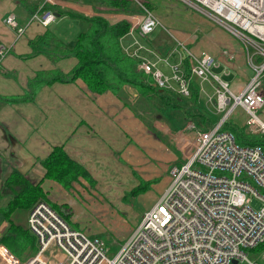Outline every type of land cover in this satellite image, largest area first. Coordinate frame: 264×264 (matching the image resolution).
<instances>
[{
    "label": "crops",
    "instance_id": "crops-1",
    "mask_svg": "<svg viewBox=\"0 0 264 264\" xmlns=\"http://www.w3.org/2000/svg\"><path fill=\"white\" fill-rule=\"evenodd\" d=\"M92 1L0 0V48L5 49V54L0 57V243L3 245L1 240L7 233L9 222L1 210L7 207L13 196L2 194V186L14 169L32 184L40 183L47 203L69 207L72 211L70 220L78 224L70 223L73 227L83 231L86 228L88 234L95 235L91 211L109 210L112 217L131 222L130 233L122 237L127 239L170 184V169L185 161L183 155L188 138L181 132L188 120L177 127L166 120L160 109L156 110L158 114L155 113L153 107H149L155 105L149 102L146 105L150 109L147 111L142 107L145 103L141 102L140 109L145 113H138L135 104L142 96L130 86L124 88L122 99L111 91L93 93L80 78L73 82L52 81L60 74L68 75L77 65V58L65 51L74 44L75 40L67 46L72 30L77 32L86 23L66 14L58 15V8L88 17L101 16L111 24L123 20L132 24V15L105 11ZM147 1L161 20L162 27L169 28L174 38L163 34L155 40L148 36L141 40L137 30H133V35L129 32L122 38L124 48L135 49L134 42L138 39L147 48L141 54L153 59L151 50L165 55L178 40L196 55L207 52L218 58L222 67L216 68V73H221L227 66L230 77H239V83L238 80L233 82L234 89L238 90L250 79L253 73L240 42L221 27L224 35L215 30L210 18L178 4L165 13L155 7V1ZM47 6H55L51 9L54 18L44 26L38 19L43 11L50 10L45 8ZM10 15L14 16L16 27L4 22ZM136 16L142 18L141 14ZM65 17L71 22L65 28L60 27ZM20 29L24 31L21 35L18 34ZM47 31L52 32V39L46 43H34ZM201 32L204 34L199 36ZM227 37L232 39L228 38V41ZM232 50H238L235 59H229L223 52ZM171 60L175 59L171 57ZM165 66L158 64L161 69ZM163 72H169L168 67ZM36 78L44 84L36 86ZM202 93L207 98L213 96L205 89L200 96ZM57 146H63L67 154L89 172L94 183L79 177L70 187H65L59 181L47 178L43 161ZM142 182L149 186L132 201L139 207L145 206L146 210L137 211L131 204L121 201ZM29 211L26 218L24 213L22 217L16 213L12 217L17 224L28 228ZM109 217L107 219L111 220Z\"/></svg>",
    "mask_w": 264,
    "mask_h": 264
},
{
    "label": "built area",
    "instance_id": "built-area-1",
    "mask_svg": "<svg viewBox=\"0 0 264 264\" xmlns=\"http://www.w3.org/2000/svg\"><path fill=\"white\" fill-rule=\"evenodd\" d=\"M182 1L243 44L253 75L241 90L233 91L224 79L230 75L227 66L221 73L215 72L222 62L207 52L190 55L191 75L187 77L178 50L172 52L178 54L179 61L170 64L171 76L157 67L166 59L155 54L156 61H152L138 51L124 50L140 59L139 69L151 75L159 88L182 97L190 95L193 77L203 81L211 77L222 87L216 89L218 110L226 111L222 122L205 131L187 123L181 132L188 138L184 163L170 169V184L113 257L108 256L104 240L73 227L49 203L38 201L27 219L37 252L23 261L0 243V264H259L249 259L245 250L264 245V194L260 193L264 189V150L238 144L221 126L238 106L247 116L249 129L264 133L258 115L264 107V0ZM141 16L132 15L131 35L137 28L145 36L163 26L148 9ZM53 18L52 12L46 11L39 21L46 25ZM4 22L17 26L13 15L6 16ZM23 32L18 30L19 35ZM134 44L143 48L138 40ZM237 52L224 54L235 59ZM4 54L1 47L0 57ZM248 195L261 200L262 206L253 208Z\"/></svg>",
    "mask_w": 264,
    "mask_h": 264
},
{
    "label": "trees",
    "instance_id": "trees-1",
    "mask_svg": "<svg viewBox=\"0 0 264 264\" xmlns=\"http://www.w3.org/2000/svg\"><path fill=\"white\" fill-rule=\"evenodd\" d=\"M137 1L94 0L92 2L95 3L96 7H103L105 11L131 15L139 12L136 6L139 4ZM141 4L146 9L153 11L150 2L147 0H141ZM45 8L51 10L55 6H47ZM56 13L58 15L66 14L73 18L82 19L88 26L77 34L73 46L67 52L65 51L67 55L69 54L77 58V65L68 75L60 74L52 81L73 82L80 78L86 83L91 92L103 94L111 91L122 99L124 98V88L130 86L140 96L146 98L149 103L152 102L153 97L157 96L155 99L158 98L165 107L181 108L178 101L184 97L172 95L167 90L156 86L151 76L137 68L138 60L130 57L125 52L121 40L130 32V22L123 20L119 23L111 24L101 16L88 17L71 10H59V8L56 10ZM52 38V32L47 31L44 35L39 36L34 43H46ZM184 67L186 73L189 74L187 57L184 58ZM36 79V86L40 87L44 84V81ZM190 90L191 94L187 98H191L194 104H197L201 94V87L196 79L191 80ZM223 129L232 132L240 145H260L264 150V134L249 133L244 127L236 126L232 122H225ZM43 165L46 169L45 176L59 181L65 187H70L72 182L76 181L79 177H83L94 183L89 172L82 165L74 161L64 150L63 146L55 147L43 161ZM148 186L147 183L142 182L140 186L127 194L124 200H134ZM2 194H10L13 197L7 207L1 210L3 216L9 222L7 233L1 241L17 256L24 259L30 253L35 254L37 250L35 237L24 225L17 224L12 216L15 213L16 215L25 214L39 200L48 202L46 194L40 183L32 184L24 174L16 169L12 171L3 183ZM50 205L64 220L70 223L72 211L69 207L66 205ZM261 247H264V245Z\"/></svg>",
    "mask_w": 264,
    "mask_h": 264
},
{
    "label": "rangeland",
    "instance_id": "rangeland-1",
    "mask_svg": "<svg viewBox=\"0 0 264 264\" xmlns=\"http://www.w3.org/2000/svg\"><path fill=\"white\" fill-rule=\"evenodd\" d=\"M153 1H155V3H154V5H156L155 7L160 8V11L165 12V13H167V11L170 10L171 6L172 7L177 6L176 4H178L182 7L185 6V7H189L191 9H193L192 7H190L186 3H184L182 0H153ZM139 2L141 4V0ZM140 4L136 5L137 8L139 9V12H138V14L135 13L134 15L145 14L147 9L142 4L141 5ZM193 10L196 11L195 9H193ZM149 11H151V10H149ZM153 11H151V12H153ZM131 15H133V14H131ZM70 22H71L70 19L65 17L62 20V22L60 23V27L63 26L65 28L68 25V23H70ZM211 24L214 26L215 30H217L219 33H221L222 35L225 34L224 30L221 29L220 26L217 25L214 21ZM87 26H88L87 23H85V26H83L81 28L83 30H85L87 28ZM82 29L77 31V32L75 29L72 30L71 36L68 38V42L66 41L67 46H69V43H72V41L75 40V37L79 32L83 31ZM163 34L167 35L168 37H170L172 39L174 38V36H172L171 30L167 27H162V26H159L158 28H156V30L152 34L148 35V37H151L152 40H155L156 37H158L159 35L163 36ZM203 34L204 33L201 32V34L199 36H201ZM206 35H207V33H206ZM228 38L232 39L231 37H227V39ZM144 39H146V38H144ZM144 39L141 38V40H144ZM228 41H230V40L228 39ZM160 65H163V64L161 63ZM162 69L164 71H166L167 67L165 66ZM165 73H168V72H165ZM225 77H224V79H225ZM235 77L236 76L231 75V77L229 76L225 80L226 81L232 80V85H233V82H236L239 79V77H236V78ZM239 82H240V80H238V83ZM202 84H203L204 89L206 91H209L211 93V95L213 94L214 98L216 99L217 95H216L215 90H216L217 86H219V85H217V83H215V81L211 77H209L208 80H204L202 82ZM263 87H264V78H263ZM219 88H222V87H219ZM202 94L203 95L199 97V102H200L199 105L198 104L195 105L194 102L191 100V98H187V99L183 98L180 101H178L179 102L178 104H179V106H181V108H171V107L167 108L162 104V102L160 100H158V98L155 99L157 97L156 96V97H153L151 100L152 102H150V103L154 104L155 106L150 105L149 107L150 108L153 107V110L155 113H157L156 110L160 109V111H162V113L164 114L166 120L169 121L171 124H176L177 127H180L185 122V120H188L189 122H193L198 129H200V128H202V129L203 128H211V127H213V124H215L217 121H220V119L224 115V113H221L215 104H211L210 101L208 100L207 96L204 93H202ZM140 99H141L140 102H138V103L136 102V104H135L136 110L138 113H145L144 109H140V106H141L140 103L141 102L145 103V104H142V107H144L148 111L150 108L148 107V104L146 105V103H148L149 101L143 97ZM258 115L262 120H264V107L258 111ZM246 121H247V116L245 115V113L243 111H241L239 109V110H236V112L234 114H232V116L228 122H232V124L238 126L241 123H244ZM169 127H172V126L170 125ZM260 193L264 194V189L260 190ZM248 197L251 198V205L253 208L259 209L262 206V201L259 200L257 197L251 196V195H248ZM39 201H44V200H39ZM121 202L125 203V204H131L135 208V210H137V211H142V210L145 211L146 210L145 206L139 207L138 203H135L134 201H131V200H127V201L123 200ZM109 208L111 209V206ZM91 212L94 215V219H93V221H91V225L94 227V231L97 234H95V236L92 234H89V235L91 237H99L100 239L104 240L106 242V247H108L110 250L108 252V256L113 257L114 254L121 247L122 243L125 241L123 239H126V238H122V237H124L130 233V231L132 229V224L130 221H121L120 219H118L116 217H112V214L109 210H108L109 213L106 211L100 212V211H95V210H92ZM18 215L19 216L21 215L20 217L23 216V214H18ZM20 217H18V220L20 219ZM24 217L26 218V215ZM108 217L111 220H108L107 219ZM21 221L23 222L24 219L22 218ZM70 223L72 225H76V226L78 225L76 223H73L71 220H70ZM137 226H138V224H137ZM137 226H135V228ZM84 230L87 231L86 228ZM245 252L247 253V257L249 259L257 260V262L259 264H264V259L262 257L263 253H264V247L259 246V247L254 248V249H246ZM59 253H62V252L60 251ZM31 256H33V255L29 254V255H26L25 257L29 258ZM59 256L62 257L63 255L59 254ZM240 264H247V263L244 262V263H240Z\"/></svg>",
    "mask_w": 264,
    "mask_h": 264
},
{
    "label": "bare ground",
    "instance_id": "bare-ground-1",
    "mask_svg": "<svg viewBox=\"0 0 264 264\" xmlns=\"http://www.w3.org/2000/svg\"><path fill=\"white\" fill-rule=\"evenodd\" d=\"M46 11H49V12H52V14H53V11H51V10H45V11H43V13L44 12H46ZM42 13V14H43ZM41 14V15H42ZM41 17V16H40ZM39 20V19H38ZM43 24V23H42ZM49 24V23H48ZM48 24H46V25H48ZM131 24V23H130ZM44 25V24H43ZM46 25H44V26H46ZM131 28H132V24H131ZM158 28V27H157ZM135 30H137V36L139 37V38H146L148 35H150V34H152L154 31H152L151 33H149V34H147V35H145V36H142V35H140V33H139V28H137V29H135ZM234 39H236L235 37H233ZM135 40H138V39H135ZM237 41H239L238 39H236ZM139 41V40H138ZM140 42V41H139ZM175 46L167 53V54H165V55H161V54H157V53H155V52H153L152 50L150 51V54L152 55V57H153V59H151V58H148V57H146V56H144V55H142L141 54V51H144V50H147V48L145 47V45H142L141 43V45L143 46V48L142 49H138V47H137V45H136V48L135 49H131L130 47H127V48H129L131 51H138V53L141 55V56H143V57H145V58H147V59H151L152 61H156V57H155V54L157 55V56H159L160 58H163V59H166V62L165 61H160L159 63H157V67H158V64H165L167 67H168V69H169V72L168 73H165L166 75H169V76H171L172 75V72H171V68H170V64H175V63H178V61H179V57H178V54L177 53H173L172 54V52L174 51V50H178V52L182 55V60H183V64H182V69L184 70V72L186 73V71H185V67H184V58L185 57H187V59H188V64H189V74L188 73H186V76L187 77H189L190 75H191V69H190V67H191V64H190V55L191 54H193V55H195V56H199V55H196V54H194L193 52H191V50H189L187 47H181V46H179L178 44H180V45H182V46H185V44H181L178 40H175ZM240 42V44H241V46H242V48H243V44L241 43V41H239ZM126 48V47H125ZM124 48V49H125ZM129 55V54H128ZM130 56V55H129ZM130 57H132V56H130ZM171 57L172 58H174L175 60L174 61H172L171 60ZM132 58H134V57H132ZM134 59H136V60H138V65H137V68L139 69V64H140V59H137V58H134ZM255 60L256 61H260L261 60V58H259V57H255ZM159 69H161V68H159ZM140 71H143L142 69H139ZM252 70V69H251ZM161 71H163L162 69H161ZM144 72V71H143ZM145 73V72H144ZM252 73H253V70H252ZM149 75V74H148ZM253 75V74H252ZM149 76H151V75H149ZM151 78H152V76H151ZM264 78V77H263ZM193 80L194 79H196L197 80V82L199 83V85H200V87H201V92L204 90V87H203V84H202V82H203V80L202 79H200V78H198V77H193L192 78ZM152 80H153V78H152ZM249 81V80H248ZM247 81V82H248ZM153 82H154V80H153ZM229 83H230V87L232 88V90L233 91H239V90H241V88L243 87V85L244 84H246L247 82H245V83H243L242 85H241V87L237 90V89H234L233 88V85H232V81H228ZM155 83V82H154ZM175 83V82H174ZM191 83V82H190ZM216 83V82H215ZM155 85L157 86V84L155 83ZM175 85H177L176 83H175ZM217 85H219V84H217ZM220 87V85L219 86H217V88H219ZM216 88V89H217ZM162 89V88H161ZM219 89H221V88H219ZM163 90H165V89H163ZM169 92V91H168ZM215 92H216V90H215ZM170 94H172V95H176V96H180V95H178V94H176V93H171V92H169ZM190 94H191V90H190ZM217 95V94H216ZM190 96V95H189ZM188 96V97H189ZM180 97H182V96H180ZM184 98H187V97H184ZM209 101L210 102H212L213 104H215L216 106H217V97H216V99L214 98L213 99V96H210L209 98ZM218 107V106H217ZM239 107L237 106V107H235V112H236V110L238 109ZM221 113H224V115L221 117V119H220V121H217V123L213 126V127H211V128H207V129H203L204 131L205 130H210V129H212V128H214V127H216L218 124H220L221 122H222V120H223V118H224V116H225V113H226V111H220ZM234 114V113H233ZM232 116V115H231ZM231 116L230 117H228V119H226L224 122H223V124H222V126H221V128L223 129V125H224V123L225 122H228L229 121V119L231 118ZM261 119V118H260ZM262 123H264V121L261 119L260 120ZM246 123V122H245ZM196 126V125H195ZM243 127L249 132V133H253V134H264V133H260V132H253V131H251L250 129H249V127L246 125V124H244L243 125ZM197 128V127H196ZM199 130V129H198ZM224 130V129H223ZM227 131V130H226ZM230 132V131H229ZM232 133V132H231ZM233 134V133H232ZM235 137V136H234ZM235 140H236V138H235ZM237 142V141H236ZM238 143V142H237ZM239 144V143H238ZM245 146H248V145H245ZM254 146H260V145H254ZM262 147V146H261ZM263 149V148H262ZM178 166V165H177ZM176 166V167H177ZM36 240V239H35ZM37 248V247H36Z\"/></svg>",
    "mask_w": 264,
    "mask_h": 264
},
{
    "label": "water",
    "instance_id": "water-1",
    "mask_svg": "<svg viewBox=\"0 0 264 264\" xmlns=\"http://www.w3.org/2000/svg\"><path fill=\"white\" fill-rule=\"evenodd\" d=\"M236 264V262H234Z\"/></svg>",
    "mask_w": 264,
    "mask_h": 264
}]
</instances>
